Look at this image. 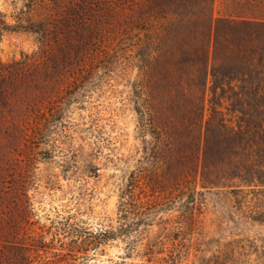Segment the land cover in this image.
<instances>
[{"label":"trees","instance_id":"trees-1","mask_svg":"<svg viewBox=\"0 0 264 264\" xmlns=\"http://www.w3.org/2000/svg\"><path fill=\"white\" fill-rule=\"evenodd\" d=\"M23 1L14 23L0 9V40L25 31L38 42L0 59V264L52 263L54 239L32 222L39 139L71 90L110 68L128 81L145 145L132 204L199 185L264 222V0H230L235 13L220 16L216 0ZM52 228L67 235L57 264L97 244L69 220Z\"/></svg>","mask_w":264,"mask_h":264},{"label":"rangeland","instance_id":"rangeland-1","mask_svg":"<svg viewBox=\"0 0 264 264\" xmlns=\"http://www.w3.org/2000/svg\"><path fill=\"white\" fill-rule=\"evenodd\" d=\"M23 3L0 0V9L14 23ZM228 5L216 0L215 15L234 14ZM37 48L33 34L9 31L0 40V59ZM118 75L99 70L72 89L39 139L32 222L56 246L44 258L57 264L59 239L67 235L50 228L69 220L97 244L64 264H264V222L247 217L249 204L223 190L197 185L191 196H173L151 209L132 204L129 191L144 165L145 145L128 81Z\"/></svg>","mask_w":264,"mask_h":264}]
</instances>
